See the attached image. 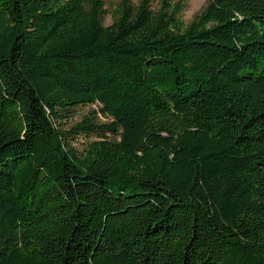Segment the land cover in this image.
I'll use <instances>...</instances> for the list:
<instances>
[{"label": "trees", "instance_id": "obj_1", "mask_svg": "<svg viewBox=\"0 0 264 264\" xmlns=\"http://www.w3.org/2000/svg\"><path fill=\"white\" fill-rule=\"evenodd\" d=\"M153 1L0 0V264H264V0Z\"/></svg>", "mask_w": 264, "mask_h": 264}, {"label": "rangeland", "instance_id": "obj_2", "mask_svg": "<svg viewBox=\"0 0 264 264\" xmlns=\"http://www.w3.org/2000/svg\"><path fill=\"white\" fill-rule=\"evenodd\" d=\"M120 1L121 0H105V8L107 10L106 16L104 18L105 24H110L113 21V14L116 12ZM132 1L135 5L139 3V0ZM162 2L163 0H154L153 8H159ZM208 2L209 0H173L174 4H181L182 8L179 16L186 24L190 23L195 18V16L200 13L207 6ZM99 108L100 107L97 104H89L79 107L76 114L69 120L65 121L64 128L68 129L72 127L73 125L80 122L90 111H92L93 109L99 110ZM98 115L101 121H109V119L103 116L101 113H99ZM88 139L89 137L80 135V137H77L75 139L73 145L76 148L81 149L86 145Z\"/></svg>", "mask_w": 264, "mask_h": 264}]
</instances>
